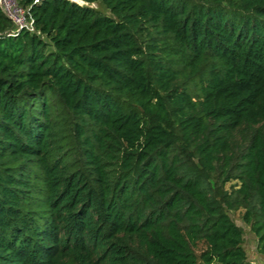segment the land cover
I'll list each match as a JSON object with an SVG mask.
<instances>
[{
	"label": "trees",
	"instance_id": "16d2710c",
	"mask_svg": "<svg viewBox=\"0 0 264 264\" xmlns=\"http://www.w3.org/2000/svg\"><path fill=\"white\" fill-rule=\"evenodd\" d=\"M82 1L0 11V264H247L264 0Z\"/></svg>",
	"mask_w": 264,
	"mask_h": 264
},
{
	"label": "rangeland",
	"instance_id": "374dc122",
	"mask_svg": "<svg viewBox=\"0 0 264 264\" xmlns=\"http://www.w3.org/2000/svg\"><path fill=\"white\" fill-rule=\"evenodd\" d=\"M84 3V2H82ZM81 3V4H82ZM93 7H98L100 11L108 16H112V13L104 6L100 5L99 3H92L90 4ZM227 187L229 186V183L226 185ZM242 212L243 209H238V210H231L229 211V214L231 217L234 219L236 224L242 227L243 229V235H244V247L246 249L247 253V264H264V251H259L257 248V243H256V236L254 233L251 231L249 225H247L243 219H242Z\"/></svg>",
	"mask_w": 264,
	"mask_h": 264
},
{
	"label": "built area",
	"instance_id": "2783aa9c",
	"mask_svg": "<svg viewBox=\"0 0 264 264\" xmlns=\"http://www.w3.org/2000/svg\"><path fill=\"white\" fill-rule=\"evenodd\" d=\"M39 0H33L38 2ZM0 11L12 22L14 29L10 35H15L20 30L34 31V20L28 9L21 6L18 0H0Z\"/></svg>",
	"mask_w": 264,
	"mask_h": 264
},
{
	"label": "water",
	"instance_id": "95a60500",
	"mask_svg": "<svg viewBox=\"0 0 264 264\" xmlns=\"http://www.w3.org/2000/svg\"><path fill=\"white\" fill-rule=\"evenodd\" d=\"M72 1H75V2H77L79 4H81L83 2L82 0H72Z\"/></svg>",
	"mask_w": 264,
	"mask_h": 264
}]
</instances>
